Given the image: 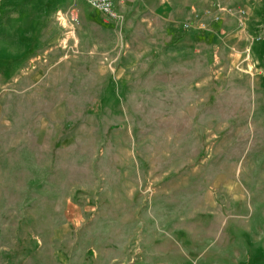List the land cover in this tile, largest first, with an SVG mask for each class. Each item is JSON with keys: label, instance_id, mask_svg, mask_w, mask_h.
Wrapping results in <instances>:
<instances>
[{"label": "rangeland", "instance_id": "1", "mask_svg": "<svg viewBox=\"0 0 264 264\" xmlns=\"http://www.w3.org/2000/svg\"><path fill=\"white\" fill-rule=\"evenodd\" d=\"M221 1L176 27L189 90L178 55L114 84L118 0H0V264H140L183 185L191 247L264 264V0Z\"/></svg>", "mask_w": 264, "mask_h": 264}, {"label": "crops", "instance_id": "2", "mask_svg": "<svg viewBox=\"0 0 264 264\" xmlns=\"http://www.w3.org/2000/svg\"><path fill=\"white\" fill-rule=\"evenodd\" d=\"M207 1L208 0H118L119 6L124 7V35L129 39V43L126 42L125 46L119 50V58L125 59L127 62L126 64H121L119 67L124 74L121 73V75L118 76L119 82L115 81L114 84L121 87L124 81H126L123 77L125 72L133 69L134 66L136 67L139 64L140 66H138V69H140L142 64L144 71L149 72L151 70L153 72L152 74L155 75L157 79L154 85L158 87L160 85L161 69L169 60L173 63L176 62L178 55L183 56V59L178 64V67L182 66L184 73L183 85L191 90L193 84L191 79L189 81V78H187L189 74L185 73L190 66L186 64V57L190 54L195 55V53L199 51L198 48L191 46L190 39L194 37L193 29L199 28L200 24L196 26V20H193L190 27L192 32L188 30L187 34L177 33L176 27H180L178 25L195 14H203L201 9H203L202 7L205 6ZM219 1L217 0V2ZM221 2V4L224 3L223 5L227 4L228 6L226 0ZM202 20L204 19L202 18ZM189 33L191 34L189 35ZM140 55L145 56L141 58ZM183 183L186 184L185 182ZM167 188L166 191L170 195L171 191L169 190L171 188L169 186ZM180 190L183 194L182 196L176 197V200H178L177 202L174 201L173 203L171 199L168 198L166 202L162 201L160 206L167 210V214L171 215L174 212L179 216L183 215L184 221L155 222V228H157V230H171L174 231V235L168 233L167 238H161V235L164 236L167 233L158 232V239H156L152 246L143 245L141 250L137 247V251L139 250L141 252L139 256L140 264H233L232 262L218 261L212 257L209 258L206 249L202 250V247H191L193 239L191 238L192 233L189 231L192 224L189 216L186 221V214L188 212L182 210V208L187 206L186 198L184 197L186 185H183ZM176 191L175 188V192ZM154 197L153 204L154 207H156L155 204L157 202L154 201ZM216 202L214 198L210 201L212 204ZM172 207L175 209L172 210ZM211 215H213V213H211ZM161 223L163 225H160ZM165 223L167 224L166 226ZM205 237H207L206 234ZM204 240L206 242L207 239ZM199 244H202V242ZM203 244L207 245V243Z\"/></svg>", "mask_w": 264, "mask_h": 264}, {"label": "built area", "instance_id": "3", "mask_svg": "<svg viewBox=\"0 0 264 264\" xmlns=\"http://www.w3.org/2000/svg\"><path fill=\"white\" fill-rule=\"evenodd\" d=\"M91 4L99 10L103 15H105L108 19L114 20L117 17V13L113 7V0H89ZM219 18L216 17L215 20ZM190 27V23L186 22L184 24V28Z\"/></svg>", "mask_w": 264, "mask_h": 264}]
</instances>
